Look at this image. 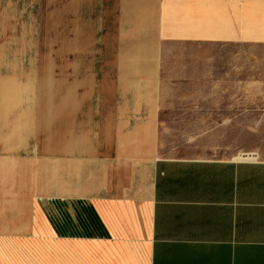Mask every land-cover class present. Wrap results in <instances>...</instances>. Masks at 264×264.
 Returning <instances> with one entry per match:
<instances>
[{"label":"crops","instance_id":"obj_1","mask_svg":"<svg viewBox=\"0 0 264 264\" xmlns=\"http://www.w3.org/2000/svg\"><path fill=\"white\" fill-rule=\"evenodd\" d=\"M256 92L264 0H0V264H264V159L161 151Z\"/></svg>","mask_w":264,"mask_h":264},{"label":"rangeland","instance_id":"obj_2","mask_svg":"<svg viewBox=\"0 0 264 264\" xmlns=\"http://www.w3.org/2000/svg\"><path fill=\"white\" fill-rule=\"evenodd\" d=\"M242 124L183 123L163 118L162 155L169 158L264 159V92L248 93Z\"/></svg>","mask_w":264,"mask_h":264}]
</instances>
